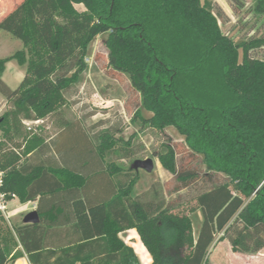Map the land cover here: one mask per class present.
<instances>
[{"label":"trees","instance_id":"obj_1","mask_svg":"<svg viewBox=\"0 0 264 264\" xmlns=\"http://www.w3.org/2000/svg\"><path fill=\"white\" fill-rule=\"evenodd\" d=\"M0 30L23 42L0 58V93L10 103L0 116L3 189L22 202L39 200L38 222L6 229L0 216V264L20 256L13 253L19 242L32 264H141L119 236L130 228L152 264H210L219 234L234 251L264 249V59L252 55L264 37L235 41L202 0H22ZM106 32L108 74H127L137 93L132 121L167 139L154 156L174 177L173 199L158 184L133 195L141 175L134 161L122 165L136 153L131 139L118 136L120 128L91 134L81 120L62 119L47 137L25 123L43 121L65 105V93L88 67L90 44ZM14 59L26 67L15 89L2 78ZM171 125L184 138L183 151L168 134ZM67 133L78 134L83 149L63 142ZM96 157L99 167L90 172ZM106 176L104 195H89L91 185H106ZM184 190L193 195L182 200ZM81 191L88 207L105 208L102 235L85 239L78 221L68 218L63 223L78 238L60 252L36 244L57 226L47 222L42 201L62 195L71 205ZM190 200L197 202L192 211L203 213L197 237L191 215L175 212Z\"/></svg>","mask_w":264,"mask_h":264},{"label":"rangeland","instance_id":"obj_2","mask_svg":"<svg viewBox=\"0 0 264 264\" xmlns=\"http://www.w3.org/2000/svg\"><path fill=\"white\" fill-rule=\"evenodd\" d=\"M22 0H4L0 3V21ZM209 5L213 13L217 16L223 32L232 37L237 42H241L254 37H264V0H202ZM77 9L85 10L84 5L77 4ZM109 33H102L90 44L89 53L86 58L88 67L81 75L77 84L66 93V103L60 110L48 117L39 124H33L36 129L33 133H43L50 136L60 129V120L79 119L85 126H92L93 129L120 128L118 136L124 137L126 141L131 139V144L135 150L133 158H127L122 165L128 167L136 159L152 158L158 160L154 153L162 148V143L167 141L164 134L151 127H142L140 120L132 121L135 106L138 102L137 93L131 87L127 74H108V50L104 41ZM23 48V42L14 37L9 32L0 30V58L9 56ZM252 55L264 59V46L252 51ZM22 71V73H21ZM26 73V67L19 66L17 60H11L6 65V70L2 75L4 81L13 89L17 88L21 78ZM129 107V111H128ZM10 108V103L0 93V116ZM151 115L149 111L144 112ZM98 121L91 124L92 120ZM91 128V127H90ZM168 134L173 142L178 144L177 149L183 151L182 144L184 138L175 125L167 128ZM31 133V134H33ZM132 137V138H131ZM63 142L68 145L76 144L78 149H83L81 137L76 133H67L63 137ZM140 181L136 184L133 195L146 191L154 184H158L162 194L167 199H173L177 194L170 195V187L174 183V177L163 167H158L154 162V169L150 172L139 169ZM182 200H186L193 195L192 192L184 190ZM22 201L19 197L9 203L8 212L18 208ZM197 207L196 200L185 202L175 212L189 213L193 221V229L198 231L203 222V213L200 209L192 211ZM2 225L6 229H12V219L10 222L3 218ZM221 234L217 236L215 247H212L211 259L214 257V264H264V249L256 253H244L234 251L230 244L224 240H219ZM218 253V254H217ZM230 255L229 257L227 255Z\"/></svg>","mask_w":264,"mask_h":264},{"label":"crops","instance_id":"obj_3","mask_svg":"<svg viewBox=\"0 0 264 264\" xmlns=\"http://www.w3.org/2000/svg\"><path fill=\"white\" fill-rule=\"evenodd\" d=\"M20 67L21 69H23L22 66ZM24 76H25V71L21 78V81L24 78ZM91 122H92L91 124L93 125L98 123V121L96 120H92ZM85 127L87 131H91V134H94L96 131L99 130V129H91L92 126H90L91 128L88 126H85ZM96 161H97V157L95 159V162ZM154 162L159 168L162 167L158 160H155ZM83 165H81L80 168H82ZM98 167H99V163L97 161L94 165L89 166V171L91 172V170L93 171L97 169ZM104 180H105L106 185L103 184V187L101 185L100 186L95 185V184L91 185L90 188L88 189L89 195H95L97 196V198H100L101 196H103L104 195L103 189L104 187L106 188L108 186V177L106 176ZM140 180L141 179H139V181ZM140 190L141 188L137 189V194H139ZM80 196H81L80 199L73 201L71 205L69 204V202L64 201V199H62V195L55 199L47 198L42 201L41 205L47 215L46 216L47 222H53L54 225H57V226H55L56 228H54L53 230L51 229L48 235L43 236L40 239L36 238L37 239L35 240L36 244L43 245V247H46L45 248L46 250L54 249L60 252V249L63 246L67 245L71 239L78 238L79 233L73 228H69V225L71 224L63 223V221H65L68 218L78 221L81 227V234L83 235L85 239H91V238H95V237L102 235V232L100 231H101L102 223L106 215L105 208L102 206V204H99L95 206L94 208H90L86 204L84 193L82 191L80 192ZM15 200L16 198L12 199L10 203H12ZM94 201H97V200H94ZM55 203H58L57 210H56ZM38 205H39L38 199L35 201L22 202L21 205H18V208H16L15 210L9 213L10 220L12 219L13 225L21 226V225L26 224L25 222L26 216L30 212L37 210ZM198 233H199V230L196 231L194 229L195 237H197ZM119 236L125 243H127L128 245H131L134 248L141 264H152L153 262L152 255L150 254L149 250L147 249V247L141 240V237L136 228L126 229L120 232ZM225 241H227L230 244L229 246L232 249L231 243L227 239H225ZM212 247H215V243L212 245ZM212 247L210 248V250L212 249ZM16 251H19L21 254L10 264H32L29 258V254L25 251L23 245L20 242H19V245L16 247V249L13 251V253ZM232 251L233 253H235L233 249ZM211 255H212V251L209 254V262L210 264H214L213 259L215 256H213V258L211 259L210 257ZM227 256L229 257L230 255L228 254ZM54 259L55 258L51 260L53 261ZM76 264H82V262L78 261L76 262Z\"/></svg>","mask_w":264,"mask_h":264},{"label":"built area","instance_id":"obj_4","mask_svg":"<svg viewBox=\"0 0 264 264\" xmlns=\"http://www.w3.org/2000/svg\"><path fill=\"white\" fill-rule=\"evenodd\" d=\"M42 120L37 121H26V125L28 130H32L33 124H39ZM0 140H1V132H0ZM5 184V171L0 167V216H3L5 219L10 221L9 216V203L12 199L17 198V194L14 192H9L3 189Z\"/></svg>","mask_w":264,"mask_h":264},{"label":"water","instance_id":"obj_5","mask_svg":"<svg viewBox=\"0 0 264 264\" xmlns=\"http://www.w3.org/2000/svg\"><path fill=\"white\" fill-rule=\"evenodd\" d=\"M132 167L135 169H145L146 171L150 172L154 169V160L152 158L147 159H136L132 164ZM39 221V214L37 210L30 212L26 218V223H33Z\"/></svg>","mask_w":264,"mask_h":264}]
</instances>
